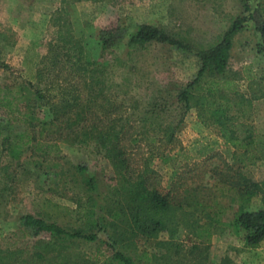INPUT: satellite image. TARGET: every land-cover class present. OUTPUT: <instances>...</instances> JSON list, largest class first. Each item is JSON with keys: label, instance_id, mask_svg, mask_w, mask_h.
Here are the masks:
<instances>
[{"label": "rangeland", "instance_id": "1", "mask_svg": "<svg viewBox=\"0 0 264 264\" xmlns=\"http://www.w3.org/2000/svg\"><path fill=\"white\" fill-rule=\"evenodd\" d=\"M237 19L242 29L224 75L233 85L222 95L226 84L204 76L192 92L213 101L214 109L219 105L232 123H247L264 136V38L257 29L264 0H0V252L17 251L7 264H264V241L248 248L243 230L226 227L239 199L221 181L234 175L229 168L239 152L211 119L198 118L195 108L183 114V104L172 99L199 73L198 52L215 46ZM143 25L182 48L159 38L129 48ZM104 29L118 36L105 52L99 36ZM78 62L87 73L78 71ZM241 97L252 103L237 105ZM159 98V120L148 121V132L137 135L140 117ZM76 99L77 108L103 113L114 107L129 118L122 139L131 152L125 155L129 179L137 183L142 174L144 189L160 197L171 192L168 205H190L200 224L208 221L207 207L222 224L201 238L181 230L168 248L160 242L165 234L148 239L145 223L134 230L129 210L118 208L129 198L118 192L123 189L114 153L107 156L93 138L82 144L56 130L66 125L64 119L53 123L55 113L63 114V100ZM178 122L167 144L159 127ZM240 168L250 183L264 181V155ZM263 195L251 197V210L263 208ZM24 215L88 238H31L21 232ZM53 243L66 255L51 262Z\"/></svg>", "mask_w": 264, "mask_h": 264}, {"label": "trees", "instance_id": "2", "mask_svg": "<svg viewBox=\"0 0 264 264\" xmlns=\"http://www.w3.org/2000/svg\"><path fill=\"white\" fill-rule=\"evenodd\" d=\"M241 29L242 21L237 19L223 34V37L215 46L198 52L201 60V68L199 73L191 83L182 89L175 91L176 94L172 96V99H176L175 103L179 102L180 104H183L181 106L183 114L189 112L190 109L195 108L198 118L202 120L205 118H207L209 121L212 120L211 122L219 128L223 140H225L226 143L231 145V147L239 152V155L234 154L233 156L235 157L236 166L232 165L234 169L229 168V170H234V175L230 174L231 176H227V178L224 176L225 179L221 181L222 185L227 187V189L231 192L234 191V193L238 195L239 199V204L237 205L236 211L228 219L226 227H234L236 229L243 230L245 233V246L248 248H256L262 241H264V205L263 208H254L251 210L252 207L249 204L251 203L250 200L252 196L264 194V181L260 185L250 183L249 180L241 176L240 172L242 168H240V166L243 167L245 162L247 164H252L257 159H260L262 155H264V136H256L254 128L247 123H232V121H230V117L228 118L227 115H223V111L219 105H217L214 109L213 105L215 103H213V101H207L206 97H195L192 92L194 86L195 88L196 86L198 87L200 80L204 78V76L211 78L214 81L220 79L221 82L226 84V87L223 86L220 88L221 91L217 90L222 95L223 91H225L224 89L228 88L229 84L231 85L233 83V80L226 81L224 75L229 67L233 38ZM257 29L262 35V38H264V22L260 23ZM99 36L102 43V50L104 52L113 47V45H115L118 40L116 33L112 31L109 32V30L106 29L101 30ZM153 38H159V40L163 41L164 43L174 47L182 48L180 43L165 38L162 36L159 30L148 25H143L142 27L138 28L137 32L131 36L129 48H132V44L134 43L143 45ZM76 66L78 67V71L83 73L88 72L86 67L84 66L83 68L79 62L76 63ZM92 73L93 71L91 74ZM218 83L219 82L216 83L217 86H219ZM90 84L92 85L93 83ZM231 89H234V87ZM170 91L173 92V90H169L166 94H170ZM241 98L242 99H240L237 105H240L242 101L248 105L252 103V101L248 98ZM162 101L163 100L159 98L158 101H154L152 103V105L148 108V111L139 119L142 122L139 131L134 133H137V135H145L148 132V130L145 129L147 125L146 123H148L150 120V123L155 125L156 121L159 120V102ZM78 106H80V101L78 102L77 99L66 101L63 100L62 107L60 108V112H63V114L59 113V115L62 117L59 115L57 116L55 113V119L53 123L55 122V124H59V120L64 119L66 125H63L62 127H56V130L60 135L63 134L65 139H69L71 137L82 144H86V140L93 138L95 141H97L103 151L106 152L107 156H110L111 152L114 153V167L117 174L119 175V182H121L123 189L118 192L124 196H128L129 198V201L124 208H118L123 210L122 212L125 211L124 209L129 210L131 216L130 218H132L134 221V230L136 228L138 231H141L143 223H145L147 227L145 234L148 235V239L153 240L156 239L157 236L165 234L167 236V240H161L160 242L164 244L163 246L168 248L169 246L173 245V239L181 230L187 235L201 238L203 232L208 231L211 226L215 228V226L218 227L222 224L217 219L211 217V215L207 213V207L204 206L203 207L205 208L204 210L206 212L203 215L208 218V221H206L207 223L205 222L204 224H200L199 219H193L195 210L189 211L191 208L190 205H182L179 203L178 205H168L171 192H166L160 197L157 191L144 189L145 186L142 184L143 181L141 180L142 174L139 175L140 181H137V183L127 177V172L129 170L128 167H126L128 166V161L125 155L126 153L130 155L131 152L125 151L127 149L122 146V139L125 138L123 131L125 130V127L128 126L127 123L129 122V118L124 116V112H116L114 111L113 107L111 109L105 108L103 113H98L93 107H83L81 105V108H77ZM112 110L116 112L114 117L111 113ZM179 124L180 122H178L175 126L167 125L164 127H159L165 131L167 144L172 143L173 134ZM149 129L153 130L150 127ZM131 140L135 142L136 137L132 138ZM27 143H29V141H25L23 146H26ZM8 146L9 147H7V151L8 149L11 151V155L14 159L18 158L19 152L18 155L12 153L13 149H10V145ZM20 148L22 152L25 151L21 146ZM169 160H171L169 157L163 158V161ZM147 161H149V159ZM147 161L145 159L144 169L148 167L146 165ZM123 170H125V173L122 172ZM232 175L235 180L232 179ZM122 182L126 185H124ZM261 198L264 204V195ZM141 210H143V212H141ZM141 214H143L145 217H143L144 220L142 222L139 220L142 218L139 216ZM189 220L192 221L189 222ZM19 225L21 232L27 233L31 238H38L41 235H49L52 238H55L57 241L66 238H88L78 233L67 232L65 229L54 223H47L32 215L21 216L19 218ZM54 245L55 243L49 246L51 248V253L53 254L51 262H54L58 257H63L66 255V252L63 251V248L56 246L53 247ZM15 255H17V251L8 250L0 252V264H7L8 259L14 257ZM115 258L122 259L118 253L116 254ZM127 263L128 262H125V264Z\"/></svg>", "mask_w": 264, "mask_h": 264}]
</instances>
